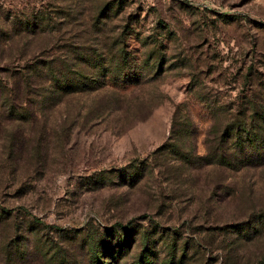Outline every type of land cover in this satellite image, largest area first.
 Segmentation results:
<instances>
[{"label": "rangeland", "instance_id": "1", "mask_svg": "<svg viewBox=\"0 0 264 264\" xmlns=\"http://www.w3.org/2000/svg\"><path fill=\"white\" fill-rule=\"evenodd\" d=\"M79 57L126 80L19 93ZM0 86V264H264V165L214 160L264 111V0H0Z\"/></svg>", "mask_w": 264, "mask_h": 264}, {"label": "trees", "instance_id": "2", "mask_svg": "<svg viewBox=\"0 0 264 264\" xmlns=\"http://www.w3.org/2000/svg\"><path fill=\"white\" fill-rule=\"evenodd\" d=\"M120 5L115 2H108L102 4L97 10V16L94 18V25L100 22V19H107L108 14L119 8ZM44 20L41 19V24ZM115 61V62H114ZM74 62L79 66L81 64L87 66V72L80 68L70 69L65 61H44L35 63L27 67L25 70L30 73L29 77L24 76L18 83L19 93L27 94L28 88L31 86V78L34 77L40 80V84L36 87L41 94H50L49 96L63 97L70 93L84 92L86 90H94L97 76L102 74L103 79L113 78L114 81H125L126 77L120 78L118 75L124 69L127 59H74ZM121 64V66H120ZM75 67V66H74ZM92 72L95 77H89L87 74ZM0 88H2L0 86ZM5 94L0 95V108H4L8 103ZM43 100L41 103L43 104ZM10 105V104H9ZM241 121H233L224 127V139L227 141V149L229 155L227 158H220L214 156L217 164H227L232 169L245 166H263L264 165V111L253 110L249 117L246 118L243 114ZM248 119V122L245 121ZM175 123V117L173 118ZM172 120V121H173ZM88 254L89 264H101L95 253L92 250H86ZM145 253V252H144ZM11 257L8 252H4L3 258ZM176 256L173 255L171 259L165 264H173ZM64 256L56 254L48 260L45 264H77L75 261H65ZM69 260V259H67ZM136 264H150L147 263V256L143 254L135 260Z\"/></svg>", "mask_w": 264, "mask_h": 264}]
</instances>
